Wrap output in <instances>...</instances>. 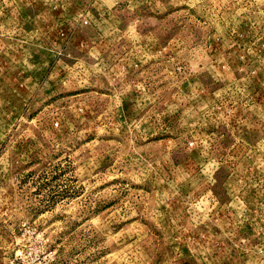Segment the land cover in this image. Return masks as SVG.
Listing matches in <instances>:
<instances>
[{
    "label": "rangeland",
    "instance_id": "1",
    "mask_svg": "<svg viewBox=\"0 0 264 264\" xmlns=\"http://www.w3.org/2000/svg\"><path fill=\"white\" fill-rule=\"evenodd\" d=\"M0 264H264V0H0Z\"/></svg>",
    "mask_w": 264,
    "mask_h": 264
}]
</instances>
